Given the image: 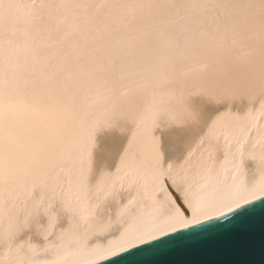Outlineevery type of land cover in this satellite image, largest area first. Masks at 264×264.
<instances>
[{"label": "bare ground", "instance_id": "obj_1", "mask_svg": "<svg viewBox=\"0 0 264 264\" xmlns=\"http://www.w3.org/2000/svg\"><path fill=\"white\" fill-rule=\"evenodd\" d=\"M121 2L153 7L121 9L110 30L98 35L89 36L83 31L68 36L57 34L53 37L59 41L55 49L46 44L0 46V67L11 64L23 65L24 69L19 74L12 70L7 73L0 118L7 134V151L15 155L16 138L38 136L41 122L54 120L59 135L50 141L51 149L75 155L87 128L88 183L93 189L119 166L129 136L138 135L135 123L141 117L149 121L142 143L157 157L162 153L165 161L179 160L198 146L213 113L229 108L233 113L243 112L250 93L264 77V0ZM10 3L11 7L0 9V35H10L24 21L20 6L23 0ZM16 39L24 38L17 35ZM181 49L182 54H177ZM116 50L119 55L115 67L108 68L107 60ZM52 51L58 60L85 69L77 81L69 82L67 93L62 88L50 91L39 78V70L33 68V57ZM25 80L35 84L24 85ZM105 87L111 89V95L91 109L94 115L88 124L82 123L89 89ZM53 100L66 109L49 115L33 111ZM244 171L246 178H242L239 188L212 186L195 200L188 197L187 221L162 190L124 208L131 192L117 184L114 194L106 193L96 202L88 221L89 244L104 250L138 234H159L189 221L193 226L211 220L227 206L250 198L252 191L264 183L251 163ZM169 187L179 199H185L180 181H169Z\"/></svg>", "mask_w": 264, "mask_h": 264}, {"label": "snow or ice", "instance_id": "obj_2", "mask_svg": "<svg viewBox=\"0 0 264 264\" xmlns=\"http://www.w3.org/2000/svg\"><path fill=\"white\" fill-rule=\"evenodd\" d=\"M11 6L10 0H0V9ZM20 6L24 9V21L10 35H0V46L27 48L46 44L55 49L59 41L53 37L57 34L68 36L74 31H83L89 36L98 35L110 30L115 14L121 9L153 7L148 3L129 4L121 0H82L75 4L64 0H23ZM17 35L24 39H16ZM182 52L181 49L177 54ZM118 55L116 50L108 58V68L115 67ZM33 68L39 70V78L50 91L62 88L65 93L69 91V82L77 81L85 72L82 65L58 60L55 51L33 57ZM9 70L19 74L24 69L23 65L0 67V118L4 113L3 95ZM29 83L35 84L23 81L24 85ZM110 95L108 87L89 89L81 122L88 124L94 115L91 109ZM65 109V105L53 100L50 104H40L33 111L49 115ZM92 126L94 124L89 125ZM40 127L38 136L15 139L18 151L13 155L7 151V134L0 124V264H105L131 247L138 248L191 226L189 221L159 234H138L104 250L91 247L89 218L96 202L106 193L114 194L117 184L131 192L124 208L162 190L187 221L185 203L188 197L195 200L212 186L239 188L242 178H246L244 170L249 163L264 178V77L250 93L249 105L243 112L233 113L229 108L213 113L198 146L179 160L165 161L162 153L157 157L142 143L149 130V121L141 117L135 123L138 135L129 136L119 166L94 189L88 183V129L73 155L51 149L50 141L59 135L56 121L43 120ZM169 181L173 184L180 181L184 185V200L173 193ZM257 200L264 201V183L252 191L250 198L227 206L212 218L222 219Z\"/></svg>", "mask_w": 264, "mask_h": 264}, {"label": "water", "instance_id": "obj_3", "mask_svg": "<svg viewBox=\"0 0 264 264\" xmlns=\"http://www.w3.org/2000/svg\"><path fill=\"white\" fill-rule=\"evenodd\" d=\"M105 264H264V201L132 247Z\"/></svg>", "mask_w": 264, "mask_h": 264}]
</instances>
